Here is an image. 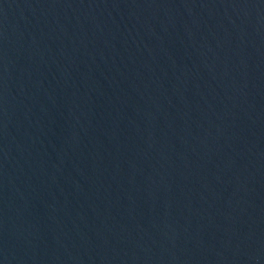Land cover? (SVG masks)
Listing matches in <instances>:
<instances>
[{"label":"water","instance_id":"1","mask_svg":"<svg viewBox=\"0 0 264 264\" xmlns=\"http://www.w3.org/2000/svg\"><path fill=\"white\" fill-rule=\"evenodd\" d=\"M0 264H264V0H0Z\"/></svg>","mask_w":264,"mask_h":264}]
</instances>
